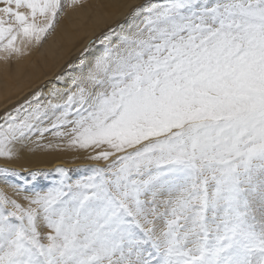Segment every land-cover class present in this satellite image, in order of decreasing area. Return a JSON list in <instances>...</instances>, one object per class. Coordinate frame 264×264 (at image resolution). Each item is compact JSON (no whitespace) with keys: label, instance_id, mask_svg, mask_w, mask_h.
Instances as JSON below:
<instances>
[{"label":"snow or ice","instance_id":"obj_1","mask_svg":"<svg viewBox=\"0 0 264 264\" xmlns=\"http://www.w3.org/2000/svg\"><path fill=\"white\" fill-rule=\"evenodd\" d=\"M0 4L8 56L63 10ZM79 64L0 116V157L33 144L107 163L77 179L57 167L30 192L0 167V184L28 193L0 188V264H264V0L136 2Z\"/></svg>","mask_w":264,"mask_h":264},{"label":"bare ground","instance_id":"obj_2","mask_svg":"<svg viewBox=\"0 0 264 264\" xmlns=\"http://www.w3.org/2000/svg\"><path fill=\"white\" fill-rule=\"evenodd\" d=\"M65 1L67 7L65 14L62 15L63 10L54 28L39 43L33 41L27 46L21 45V52L11 56L0 52V108L53 77L67 60L80 52L96 35H99V32L106 31L104 28L124 20L129 5L142 2V0H79L78 4L69 6L70 0ZM20 11L28 10L21 8ZM98 50L97 47L94 48L86 60L90 61ZM84 67L86 68L87 64ZM80 71L82 68L75 69L68 77ZM48 143L55 145L63 142L53 137L41 141V144ZM100 150L71 149L67 146L46 148L29 144L10 160L0 157V167H15L20 171L44 168V171L49 170L52 179H56L57 174L54 170L57 167L68 169L72 166L76 171L72 170L74 173L71 178L77 179L83 173L86 174L88 168L107 163L88 158ZM18 182L25 183L26 180L18 179ZM33 187L36 189V186ZM3 189L21 204H26L23 196L28 193L22 192L16 196L10 188ZM41 231L46 233L48 229L42 227Z\"/></svg>","mask_w":264,"mask_h":264},{"label":"rangeland","instance_id":"obj_3","mask_svg":"<svg viewBox=\"0 0 264 264\" xmlns=\"http://www.w3.org/2000/svg\"><path fill=\"white\" fill-rule=\"evenodd\" d=\"M62 4H63V10H64V11L62 10L63 11V14L62 15H64L65 14V10L67 9V7H66V1L65 0H62ZM122 22H125V19L122 20L121 22H117L116 25H118V24H120ZM116 25H110V26H108V27H106L104 29L107 31L109 28L115 27ZM125 26H127V23H125ZM106 31H101V33L103 34ZM101 33L99 32L98 33L99 35L98 36L96 35V37L93 40H91L90 42L94 41L97 37H99L101 35ZM88 46H89V43L80 52H78L76 55H74L71 59L67 60L64 63L63 68H61L60 71L58 73H56L53 77H51V78H49V79L41 82L40 84L34 86L32 89H30L26 93L22 94L20 97H18L14 101L8 103L4 107H1L0 108V116H3V114H4L5 111H10L11 109L15 108L19 104L23 103L26 99L30 98L36 91L43 90L46 93L47 90L50 87L53 86V84H56L57 77H63L64 78L63 79L64 81L56 84V86H59V87L65 86L64 84L67 83L68 78H69L68 77V74H72L75 69L81 68V66L79 64V60L81 59L82 54L84 53L85 48H87ZM94 48H96V47L93 46V49ZM89 53L86 54V58H87V55ZM69 65H73V67L72 68H69ZM50 137H52V136L50 134H48L45 137V139L46 138H50ZM33 139H35V137ZM105 165H106V163L104 165H97V166L103 167ZM69 168H68L69 175L71 176L76 170L72 166L69 167ZM10 169H14V170H16L20 174L18 177H12V178H10V182L19 184L22 187H25V188L29 189V191H31L34 188L33 186H36V189L37 190H42L45 187L49 186L51 183H53L56 179H58V176H57L56 179H52L50 177V173H48L49 170H46L47 171L46 172V171H44V168H37V169H32V170H27V171H20V170H18L19 168H15V167H12ZM72 170H74V172ZM36 171L45 172V173H48V175L46 177L45 176H41V177H37V178L33 179L29 174L31 172H36ZM82 175H85V173H83ZM18 179L26 180V182L25 183H19L18 182ZM4 187L5 186L3 184H0V188H4Z\"/></svg>","mask_w":264,"mask_h":264}]
</instances>
